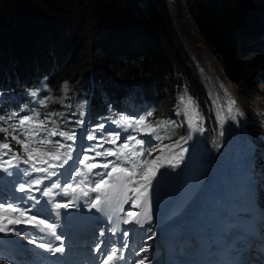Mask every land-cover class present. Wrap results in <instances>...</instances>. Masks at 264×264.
I'll list each match as a JSON object with an SVG mask.
<instances>
[{
  "label": "trees",
  "instance_id": "obj_1",
  "mask_svg": "<svg viewBox=\"0 0 264 264\" xmlns=\"http://www.w3.org/2000/svg\"><path fill=\"white\" fill-rule=\"evenodd\" d=\"M185 3L226 77L264 97V1ZM167 15L164 0H0V74L62 97L72 115L91 118L93 126L138 86L148 92L141 107L152 118L177 110L164 99L181 93L209 110L213 130L202 84L185 72L186 57L168 41Z\"/></svg>",
  "mask_w": 264,
  "mask_h": 264
},
{
  "label": "snow or ice",
  "instance_id": "obj_2",
  "mask_svg": "<svg viewBox=\"0 0 264 264\" xmlns=\"http://www.w3.org/2000/svg\"><path fill=\"white\" fill-rule=\"evenodd\" d=\"M183 100L181 97V102ZM191 103L189 100L188 104ZM152 115L151 112L147 113V117ZM184 115L187 116V112ZM147 117L132 120L122 116L114 122L124 130L131 129L154 137L161 141V145L149 147L150 140L138 138L137 135H128L123 142L118 143L121 133L106 132L105 124L100 123L86 135L87 141L95 143L85 147L79 143L85 137L78 136L74 128L62 130L56 120L40 119L36 112L22 117L16 112L0 115V123L7 125L0 127V133L5 134V140L11 136V140L22 149V153H17L9 142H0V172L12 176L14 181L20 180L15 191L24 194L9 198L7 203L0 202V233L32 236L28 240L29 244L52 254L65 251L62 235L57 232V223L50 222L47 217L42 218L38 209L33 214V209L40 204V200L32 194L34 191L47 198V203L56 210L57 218L60 209L75 207L76 202L81 200L89 209L107 213L114 225L108 231L113 235L120 232V224L143 228L146 223H150L152 214L146 200L149 188L153 186V180L165 162L173 168L180 163L183 153L187 151L182 144L192 137L189 134L171 145L162 144L164 137L158 134V130L172 122L159 121L153 124ZM69 123L81 126L84 122L76 120ZM198 130L203 131L202 128ZM56 137L60 139H54ZM105 144L112 147L105 148ZM175 148H179L180 152L173 153ZM156 152L159 155L153 156ZM167 153L172 154L169 156ZM96 169L101 171H94ZM45 181L49 183L44 184ZM93 193L97 195L93 196ZM60 197L67 199L58 202ZM27 201H32V205L28 206ZM128 203L133 208H143V211H125L123 205ZM21 225L25 226L23 230L19 227ZM130 231L131 228L122 232L125 241L121 248L115 245L108 247L104 240L96 244V251L100 254L99 264H120L125 260L123 249L129 248L127 238ZM99 235L104 237L105 231L101 230ZM46 237L52 239L46 240ZM54 241L61 243L56 245ZM147 251V248L140 249V252ZM134 264H150V261L145 256L134 261Z\"/></svg>",
  "mask_w": 264,
  "mask_h": 264
},
{
  "label": "rangeland",
  "instance_id": "obj_3",
  "mask_svg": "<svg viewBox=\"0 0 264 264\" xmlns=\"http://www.w3.org/2000/svg\"><path fill=\"white\" fill-rule=\"evenodd\" d=\"M185 2L186 0H167V3H165L167 14H168L167 15L168 23L166 25H169V28L167 30V37L169 38L168 39L169 43H172L178 48H180L181 53L185 57L186 56L188 57L202 85L205 83L204 87L213 103V106L219 105L221 107L226 102V98L222 96V91H223L226 93L229 99V102H228L229 110L231 107H233L232 111L231 112L229 111V113L232 118L235 117L234 119L235 121L240 117L242 118V113L240 109L244 112L246 111L250 115V112H251L250 111L251 106L249 103L250 96H252L254 92L250 89L244 90L243 87L239 88L237 86H236L237 87V90H236L235 86L231 82L230 83L228 82L226 75L221 69L218 59L216 57L214 58L207 44L198 36L194 23H193V18L190 14V10L188 8V5H186ZM173 7H174V10L172 11ZM56 12L59 14H62L58 11ZM61 26L63 25L59 24L58 28H60ZM80 52H78L77 55ZM187 53H190V57L188 56ZM191 59H193L195 62L196 60H198L202 64H200L199 66H197L198 65L197 64L195 66L192 63ZM172 67L175 70L179 69L178 64L176 62L172 63ZM185 72L187 73L191 72V69L189 66L187 67ZM227 86H229L230 89L232 88L236 93L239 90L238 93L242 92V94H244V95L241 94V97L237 96L236 94V96L239 98L240 101L230 92L226 91ZM217 96L219 100L215 101ZM243 97H245L247 104H243L244 103L242 100ZM233 101H235V103H233ZM238 104L240 105V109L238 107ZM260 104L264 107V100H260ZM219 114L220 116H222L220 111H219ZM254 122L259 124L258 119H254ZM69 127L75 128V129L79 128V126H69ZM84 133L85 135H87L88 131L84 130ZM261 155H262L261 153L257 154V156H261ZM44 184H48V181H45ZM43 186L44 185H41L40 187H43ZM260 193H261V196H259L258 202L261 203L262 207H264V191H261ZM39 200L41 204H47V210L49 211L51 210V205L47 203V198L43 197L41 193L39 196ZM263 213H264V210H263ZM263 223H264V219H263Z\"/></svg>",
  "mask_w": 264,
  "mask_h": 264
},
{
  "label": "bare ground",
  "instance_id": "obj_4",
  "mask_svg": "<svg viewBox=\"0 0 264 264\" xmlns=\"http://www.w3.org/2000/svg\"><path fill=\"white\" fill-rule=\"evenodd\" d=\"M173 10H174V7L172 8V11ZM83 88H85V87H83ZM83 88H80V89H83ZM231 89L229 88V86H227L226 91L230 92L232 95H234L239 100V98L236 96L237 93L233 89L232 90ZM65 92H66V90H65ZM78 92H80V91H78ZM62 93H64V92H62ZM68 101H70V100H68ZM100 101L101 100H99V102ZM70 102L67 104H70ZM64 103H65V101H64ZM232 108L233 107L230 108L231 111H232ZM177 110H179V108H177ZM172 112L173 111H171L166 117H163V118H152L151 117V119L153 120L154 123H157L159 121L168 122V121H170V116H171ZM220 113L222 114V116H220V114H219L220 132H219V144H218L216 159H215V162H214V164H213V166L209 172L208 178H207L203 188L209 187L210 192L212 194H214L213 197H215L218 194V192L224 193L225 190L227 189L229 191V193H227V194L229 195L231 193L233 198L238 203V207H240L241 210L245 211V208L249 207L254 212L255 216L257 218H259V215L261 212L259 211L258 206H256L255 193L250 189L251 183L247 179L246 170H245V173L240 171V168L238 167V164H237V156L234 152V151H236V148L239 146V144H241V142H243L244 132L246 130L245 128H248V126L245 123L243 118L240 117L235 121L230 116L228 104L225 107H224V105L221 106ZM224 122L227 124L228 128H226L224 126V124H223ZM214 127L215 126L213 125V128ZM213 130H215V129H213ZM160 131H162L163 133H168V134H171V133L172 134H178L179 133V127L175 124H171V125L166 124V126L163 129H160ZM191 132L195 133L194 130H191ZM168 144L171 145L172 142H168ZM199 146L208 147L209 145H208V143L202 142L199 144ZM225 148H227L228 150H225ZM206 209H208V211H204L203 202H202V206H201L200 211H199L200 219H205L206 216L209 214V211L212 214H215L217 212V214H219L221 216L224 213L225 214L228 213V212H225L223 209L218 210V206H217L216 202H214L211 206H208ZM231 212H232L231 213L232 216H234L235 215L234 209H231ZM237 213L240 214V211ZM186 219H191V223L195 224V221L192 218V215H190L186 218H183V223H186ZM244 230H246V229H244Z\"/></svg>",
  "mask_w": 264,
  "mask_h": 264
}]
</instances>
